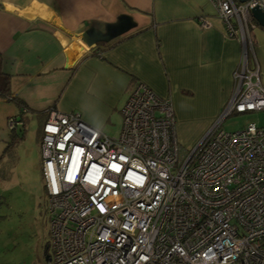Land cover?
<instances>
[{
    "label": "built area",
    "instance_id": "built-area-1",
    "mask_svg": "<svg viewBox=\"0 0 264 264\" xmlns=\"http://www.w3.org/2000/svg\"><path fill=\"white\" fill-rule=\"evenodd\" d=\"M209 1L242 56L230 99L191 149L180 155L169 99L142 81L127 89L114 136L78 111H50L39 142L45 264H264V126L220 127L264 109L259 66L247 65L250 10L264 0Z\"/></svg>",
    "mask_w": 264,
    "mask_h": 264
},
{
    "label": "crops",
    "instance_id": "crops-1",
    "mask_svg": "<svg viewBox=\"0 0 264 264\" xmlns=\"http://www.w3.org/2000/svg\"><path fill=\"white\" fill-rule=\"evenodd\" d=\"M109 30L115 32L109 41L83 45L86 36ZM254 43L249 68L255 60L259 66ZM0 52L12 95L30 110L78 111L104 132L135 79L169 99L180 133L181 110L211 119L221 112L242 45L226 35L209 0H0ZM18 114L0 98V155L8 120Z\"/></svg>",
    "mask_w": 264,
    "mask_h": 264
},
{
    "label": "rangeland",
    "instance_id": "rangeland-1",
    "mask_svg": "<svg viewBox=\"0 0 264 264\" xmlns=\"http://www.w3.org/2000/svg\"><path fill=\"white\" fill-rule=\"evenodd\" d=\"M259 32L256 27L250 34L256 42L254 49L260 66V81L264 84V35ZM181 111L182 118L177 117L180 133L177 125L175 127L180 155L202 138L220 113L211 119L208 114L202 115L193 108ZM114 114L103 126L109 136L116 135L121 126L120 108ZM27 116L24 139L0 162V264H45L48 214L37 141L39 127L34 111H29ZM249 122L264 126V109L232 113L222 120L220 127L235 131Z\"/></svg>",
    "mask_w": 264,
    "mask_h": 264
},
{
    "label": "trees",
    "instance_id": "trees-1",
    "mask_svg": "<svg viewBox=\"0 0 264 264\" xmlns=\"http://www.w3.org/2000/svg\"><path fill=\"white\" fill-rule=\"evenodd\" d=\"M254 22L256 23L255 20ZM100 47L101 49L104 48L102 46ZM94 52L98 53L99 51L98 49L95 48ZM136 81L137 80L132 79L130 85L134 84ZM0 98L13 103L19 110L18 118H14L15 120L18 121L17 124H15L12 127H9V140L5 143L3 150L1 152L0 155V162H1L3 156L6 155L8 152H11L13 147L16 146V144H18L25 137V130H26L25 127L28 121L26 112L35 111V110H30L26 106V103L21 98L12 95L11 73L3 68V56L1 52H0ZM52 109H54V107L48 108L44 111H35L36 117L38 119V127H39L37 134L38 143L40 142L42 136V125L46 121Z\"/></svg>",
    "mask_w": 264,
    "mask_h": 264
},
{
    "label": "water",
    "instance_id": "water-1",
    "mask_svg": "<svg viewBox=\"0 0 264 264\" xmlns=\"http://www.w3.org/2000/svg\"><path fill=\"white\" fill-rule=\"evenodd\" d=\"M238 1L242 2L244 0H238ZM250 13L253 19L256 21L257 25L264 28V9H261L258 6H255L251 8ZM114 35H115V32L113 30H109L107 31L106 34L102 36H99V35L86 36L84 38V43L88 45L89 47L97 42L103 43V42L109 41L110 39L114 37ZM45 259H47V253L45 254Z\"/></svg>",
    "mask_w": 264,
    "mask_h": 264
}]
</instances>
